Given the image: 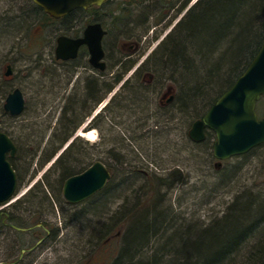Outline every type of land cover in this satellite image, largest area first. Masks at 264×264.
Masks as SVG:
<instances>
[{
    "label": "rangeland",
    "instance_id": "374dc122",
    "mask_svg": "<svg viewBox=\"0 0 264 264\" xmlns=\"http://www.w3.org/2000/svg\"><path fill=\"white\" fill-rule=\"evenodd\" d=\"M124 1H130L129 8H135L136 14L134 24L123 30L126 33H141L146 29L151 32L158 19L165 15L163 22L156 26V30L163 27L160 36L135 57L136 63L141 65L133 66L137 70L136 77L132 76L145 101L135 111L118 106L107 111L99 133L93 130L80 132L74 161L68 166L76 174L96 161H103L110 168L112 177L105 195L94 202L90 200L99 194L72 205L62 194L67 179L59 188L60 170L50 173L54 162L70 147L68 143L39 169L40 162L52 153L58 141L53 135L60 133L65 125L61 106H64L66 72L64 67L55 66L53 62L54 37L60 29L48 16L39 12L32 0H0V101L4 105L7 95L15 88L22 89L26 99L23 114L0 115V131L10 135L17 145L14 168L18 177L17 193L8 203L0 204V215L6 212L19 214L26 210L25 203L13 206L24 200L31 188L43 179L58 184L55 190L57 197L53 194V206L40 209L50 231L48 238L34 252L23 254V264L104 262L102 243L99 247H90L95 242L86 240L90 239L88 232L94 224L104 226L125 205L133 204L138 192L139 195L147 194V202L158 198L160 206L172 209L181 222L185 220L188 224L207 223L223 215L240 195L249 194L264 200V148L247 157L235 156L220 161L213 154L216 142L213 136L206 132L204 141L192 140L190 130L194 122L205 115L210 105L201 102L193 112L187 110L180 78L157 66L160 63L152 58L162 43L158 44V40L162 41L181 20L186 9L198 0H190L186 9L176 16L175 11L183 0L176 1L175 5L168 1L165 5L156 0ZM120 6L110 5L104 10L103 17L126 15ZM125 50L129 51V48L122 51ZM8 65L12 66L13 73L7 77ZM116 71L109 70L112 73ZM170 95L174 96L172 102L163 103L162 98ZM57 106L59 108L56 109ZM257 113L264 118V98L257 104ZM89 133H94L95 138H87L85 134ZM148 186L151 191L147 193ZM31 214L28 212L25 219H29ZM80 214L84 216L80 218ZM114 227L122 229L121 223ZM41 228L38 226L34 236L25 238L27 244L36 243L47 235ZM2 230L0 264L7 256L5 244L12 240L6 230Z\"/></svg>",
    "mask_w": 264,
    "mask_h": 264
},
{
    "label": "trees",
    "instance_id": "16d2710c",
    "mask_svg": "<svg viewBox=\"0 0 264 264\" xmlns=\"http://www.w3.org/2000/svg\"><path fill=\"white\" fill-rule=\"evenodd\" d=\"M156 1L163 4L168 1L170 5L178 2ZM189 1L181 2L175 16L186 9ZM36 7L48 16L42 8ZM190 8L162 40L152 58L160 63L157 66L180 78L184 103L187 110L192 111L201 102L208 103L210 108L234 84L259 51L264 41V0H198ZM217 91L219 93L212 97ZM139 93L142 91L136 87V94L144 99ZM1 114L9 113L4 111L0 101ZM207 134L216 139L212 131H207ZM53 136L58 141L52 153L40 162L39 169L66 142L65 125L60 133ZM76 148L77 145L67 148L50 169V173L60 170L59 188L64 179L75 174L68 165L74 161ZM263 148L261 145L238 157H247ZM9 159L14 167V158ZM57 188L58 184L43 179L31 188L24 200L13 206L25 203L26 210L19 214L6 212L0 217V229H5L12 239L5 244L7 256L3 264H23L24 258L19 260L22 250L35 244V241L27 244L25 238L34 236L39 230L36 227L20 232L9 225L30 227L44 223L47 226L40 209L53 206V194L57 197ZM109 189L107 185L90 202L105 195ZM146 191H151L149 186ZM147 199V194L139 195L138 192L135 202L116 212L111 221L104 226L94 224L90 228V239L86 240L95 242V245L89 243V246L99 247L102 243L104 250L105 260L98 264H264V200L249 194L240 195L223 215L207 223L188 224L185 220L181 222L172 209L160 206L158 198L153 202H147ZM28 212L32 214L25 219ZM80 215V218L84 216ZM116 223H121L122 229H115ZM32 252L25 253V256Z\"/></svg>",
    "mask_w": 264,
    "mask_h": 264
},
{
    "label": "water",
    "instance_id": "95a60500",
    "mask_svg": "<svg viewBox=\"0 0 264 264\" xmlns=\"http://www.w3.org/2000/svg\"><path fill=\"white\" fill-rule=\"evenodd\" d=\"M45 13L53 17H62L77 8H89L102 5L106 0H32ZM105 31L100 24L90 25L85 37L76 43L71 55L66 53L67 38L59 39L57 48L58 59H69L76 55V48L80 43H86L92 53V63L98 64L104 58L102 38ZM104 68L105 65H94ZM13 73L12 66H7L6 76ZM264 97V41L250 62L246 70L236 79L234 84L226 90L210 107L202 119L194 122L190 130V137L195 141H203L206 137L205 129L212 130L216 135L213 154L216 159L229 158L246 154L252 149L264 144V118L257 114V104ZM5 112L11 116H19L25 112L26 101L20 88H15L7 96L3 105ZM17 147L12 138L0 131V204L11 201L18 187V177L8 156L14 157ZM111 180V172L101 161L93 163L82 173L68 178L63 186V196L70 204L81 203L102 191ZM30 227L14 228L20 232H27ZM49 233L50 231L46 229ZM39 239L32 247L22 250L23 254L34 251L45 240ZM14 264V263H11Z\"/></svg>",
    "mask_w": 264,
    "mask_h": 264
},
{
    "label": "flooded vegetation",
    "instance_id": "af4514ba",
    "mask_svg": "<svg viewBox=\"0 0 264 264\" xmlns=\"http://www.w3.org/2000/svg\"><path fill=\"white\" fill-rule=\"evenodd\" d=\"M153 1L155 0H149V2ZM118 4L125 6L126 9L120 7L123 12H126V15L122 17L115 15L114 18L113 16L111 18L103 17L106 8ZM130 6V1L106 0L102 5L77 8L62 17L48 16L60 29V32L54 37L53 62L55 66L64 67L66 72L64 106L61 108L64 112L67 133L65 143H68V146L72 148L78 144V136L81 131L93 130L97 133L102 131V122L107 111L112 110L115 106L135 111V108L141 106V103L145 101L136 94L137 83L134 82V78L137 67L133 68V66L141 65V63L137 64L135 57L136 54L146 51V48L160 36L163 27L156 30V26L160 25L164 18L157 22L151 32L146 29V32L143 30L141 33L136 31L126 33L123 30L133 25L136 20L135 8L131 9ZM170 21L171 19L165 23L164 28ZM93 24H100L105 31L102 38L104 58L100 63H92V53L86 43H80L77 46L74 57L65 60L57 58L60 38H67L69 43L66 46V53L71 55L76 43L85 37L87 28ZM108 25L110 26L108 27ZM161 42L158 40V44ZM126 47L129 48V51H122ZM94 65H105V67L102 69ZM110 69L117 71L112 73L109 72ZM128 72L130 75L126 76ZM108 80L111 81L110 84L107 83ZM162 99L163 103H170L174 96L170 95V97Z\"/></svg>",
    "mask_w": 264,
    "mask_h": 264
},
{
    "label": "bare ground",
    "instance_id": "6f19581e",
    "mask_svg": "<svg viewBox=\"0 0 264 264\" xmlns=\"http://www.w3.org/2000/svg\"><path fill=\"white\" fill-rule=\"evenodd\" d=\"M85 136H86L87 138H91V139L95 138V134H94V133L85 134ZM9 226L12 227L13 229H15L13 224H11V225H9ZM15 230H16V229H15ZM17 231H18V230H17Z\"/></svg>",
    "mask_w": 264,
    "mask_h": 264
}]
</instances>
